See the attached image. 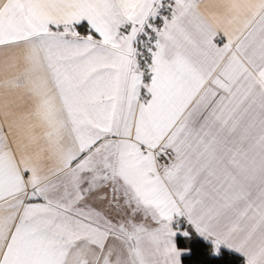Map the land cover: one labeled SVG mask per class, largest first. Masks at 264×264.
Segmentation results:
<instances>
[{"label": "snow or ice", "instance_id": "snow-or-ice-1", "mask_svg": "<svg viewBox=\"0 0 264 264\" xmlns=\"http://www.w3.org/2000/svg\"><path fill=\"white\" fill-rule=\"evenodd\" d=\"M197 246L264 264V0H0V264Z\"/></svg>", "mask_w": 264, "mask_h": 264}, {"label": "trees", "instance_id": "trees-1", "mask_svg": "<svg viewBox=\"0 0 264 264\" xmlns=\"http://www.w3.org/2000/svg\"><path fill=\"white\" fill-rule=\"evenodd\" d=\"M187 242L184 240L180 241V246L183 247ZM206 257H204L200 250L199 246H197V251L194 255H189L182 260V264H199V261L204 260Z\"/></svg>", "mask_w": 264, "mask_h": 264}, {"label": "crops", "instance_id": "crops-1", "mask_svg": "<svg viewBox=\"0 0 264 264\" xmlns=\"http://www.w3.org/2000/svg\"><path fill=\"white\" fill-rule=\"evenodd\" d=\"M203 2L208 5L214 2V0H203Z\"/></svg>", "mask_w": 264, "mask_h": 264}]
</instances>
